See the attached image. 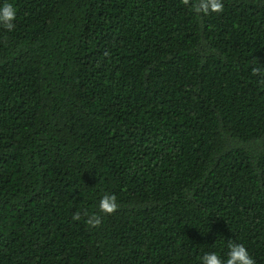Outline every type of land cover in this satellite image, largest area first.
I'll list each match as a JSON object with an SVG mask.
<instances>
[{
  "label": "trees",
  "instance_id": "1",
  "mask_svg": "<svg viewBox=\"0 0 264 264\" xmlns=\"http://www.w3.org/2000/svg\"><path fill=\"white\" fill-rule=\"evenodd\" d=\"M11 2L0 264H264V0Z\"/></svg>",
  "mask_w": 264,
  "mask_h": 264
},
{
  "label": "clouds",
  "instance_id": "2",
  "mask_svg": "<svg viewBox=\"0 0 264 264\" xmlns=\"http://www.w3.org/2000/svg\"><path fill=\"white\" fill-rule=\"evenodd\" d=\"M197 10L219 12L222 10L221 0H207ZM16 18L17 9L11 0H7V2L0 5V27L8 32L13 31L16 27ZM117 208L118 203L115 195L105 194L99 201L98 212L94 215H89L87 223L92 227H97L101 223L102 215L111 214ZM73 219L79 220L80 214L74 215ZM200 264H255V261L245 245L242 243H230L226 255L208 252L200 258Z\"/></svg>",
  "mask_w": 264,
  "mask_h": 264
}]
</instances>
